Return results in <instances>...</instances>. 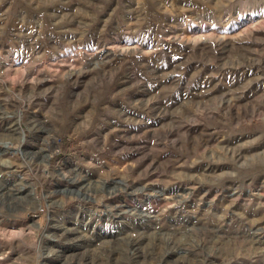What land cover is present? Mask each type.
<instances>
[{"label": "rangeland", "instance_id": "374dc122", "mask_svg": "<svg viewBox=\"0 0 264 264\" xmlns=\"http://www.w3.org/2000/svg\"><path fill=\"white\" fill-rule=\"evenodd\" d=\"M0 124V264H264V0H0Z\"/></svg>", "mask_w": 264, "mask_h": 264}, {"label": "bare ground", "instance_id": "6f19581e", "mask_svg": "<svg viewBox=\"0 0 264 264\" xmlns=\"http://www.w3.org/2000/svg\"><path fill=\"white\" fill-rule=\"evenodd\" d=\"M8 112V111H7ZM21 120V119H20ZM14 121V120H13ZM18 122V121H17ZM3 124V123H2ZM8 124V123H7ZM18 124V123H17ZM1 125V124H0ZM20 126V125H19ZM17 128V127H16ZM9 130H12L14 131L15 130V127L12 128L10 127ZM20 130V129H19ZM23 130V129H22ZM15 134V133H14ZM21 138H22V141L26 139V132L25 131H22L21 132ZM2 146L0 147V153H5L6 151L10 150V146H9V142L7 141H4L2 142L1 144ZM47 154V153H46ZM48 156V155H47ZM10 167V165H9ZM4 168V167H3ZM2 169V168H1ZM16 170V169H15ZM75 170V169H74ZM81 173V172H80ZM0 178H2L3 180L5 181H9L10 184H12L13 186H15V184H18L20 185V189H23V191H27V195L28 197L31 199V201L35 204V206H38L40 205V202H41V199L40 197L38 196V194L36 193L34 187H30V188H27L26 189V186L23 184L24 181H25V176L21 173H14L12 170H0ZM71 181L73 180L74 182H76V179H70ZM78 182V181H77ZM93 182V183H92ZM83 184V183H82ZM81 183H79L78 185L80 186L77 191L82 195L84 196L85 198L87 199H92L93 196L90 194V191H97L99 190L98 187H94L93 185L94 184H98L95 183L94 181H88V182H85V184L82 185ZM95 185V186H96ZM102 185V184H101ZM106 186V185H104ZM6 188V187H5ZM96 188V189H94ZM106 188V187H105ZM146 188V187H145ZM71 190L68 186H63L60 191L61 192H67ZM108 190V189H107ZM25 194V193H24ZM102 209V208H101ZM119 211V210H118ZM79 212L83 214H87L88 218H87V222L88 221H91L92 219L95 218V221H98L100 218H109L111 216V212L108 211V210H99V209H91V208H88L86 207L85 205H81L80 206V209H79ZM79 213V214H80ZM82 215V214H81ZM134 227V226H133ZM141 236V235H140ZM257 243V242H256ZM46 257L49 256L50 252L47 251L46 253ZM46 264H52L50 263L49 260L45 261Z\"/></svg>", "mask_w": 264, "mask_h": 264}]
</instances>
